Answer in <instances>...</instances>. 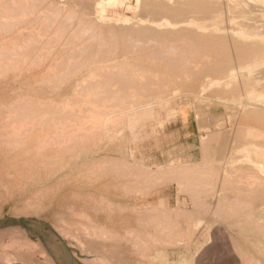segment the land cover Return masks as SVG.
Here are the masks:
<instances>
[{"label": "rangeland", "instance_id": "1", "mask_svg": "<svg viewBox=\"0 0 264 264\" xmlns=\"http://www.w3.org/2000/svg\"><path fill=\"white\" fill-rule=\"evenodd\" d=\"M112 1L0 0V264L4 256L7 264H243L245 255L246 264H264V119L255 115L264 114V53L242 68L233 43L264 42V0L230 1L247 7L249 20L229 0H217L220 13L194 16L220 22L208 31L223 22L233 69H171L165 87L161 79L147 87L141 70L167 62L164 48L151 41L136 51L126 30L194 19L160 14L148 0ZM182 73L188 84L177 87ZM130 79L141 89L126 85ZM236 187L261 195L252 209L236 200ZM150 210L161 231L145 220ZM91 222L114 238H90Z\"/></svg>", "mask_w": 264, "mask_h": 264}, {"label": "bare ground", "instance_id": "2", "mask_svg": "<svg viewBox=\"0 0 264 264\" xmlns=\"http://www.w3.org/2000/svg\"><path fill=\"white\" fill-rule=\"evenodd\" d=\"M109 1H112V0H109ZM115 1V0H114ZM114 1H112L113 3H114ZM138 1V0H137ZM149 2H147V5H149V6H147V7H151V8H156V10L158 11V12H161L160 14H164V12H169L170 14H172V15H174L175 17H182L183 16V13H187L189 16H190V18H192V21H193V19H194V16H197V18L198 19H200V18H203V19H206V18H208L209 17V14L210 13H220V10H221V7H220V4H219V2L217 1V0H154V1H151L150 2V0H148ZM221 1V0H220ZM231 0H229V2H230ZM232 1H234V0H232ZM146 2V1H145ZM229 2H228V5H229ZM233 3V2H232ZM249 4V3H248ZM144 5H145V3H144ZM233 5H236V4H232V6H231V2H230V5H229V8L230 7H232L233 9H235V13L238 15L237 17L239 18V17H243V15H245V17H246V14L248 15V13H246L245 11L247 10L245 7V10L243 9V7H239V6H233ZM242 5H243V3H242ZM245 6V5H244ZM27 8V7H26ZM32 8V7H31ZM30 8V9H31ZM231 8V9H232ZM223 9V8H222ZM101 11V10H100ZM153 11H155V10H153ZM222 11V10H221ZM231 11V10H230ZM234 11V10H233ZM25 12V11H24ZM156 12V11H155ZM154 12V13H155ZM163 12V13H162ZM232 12V11H231ZM12 13V12H11ZM98 13V12H97ZM100 13V12H99ZM157 13V12H156ZM169 13H166L165 15H168ZM223 13V12H222ZM246 13V14H245ZM18 14V13H17ZM27 14V13H26ZM186 14V17L184 18V19H186L187 18V15ZM192 16H191V15ZM236 14H233L232 13V15L234 16H236ZM29 15V14H28ZM155 15V14H154ZM250 15V14H249ZM162 16V15H161ZM256 16V15H255ZM14 17V16H13ZM170 17V16H169ZM175 17H170L171 19H174ZM237 17H235L236 19H237ZM2 18H4V17H2ZM25 18V17H24ZM196 18V20H198ZM214 18V17H213ZM213 18H212V20H213ZM218 18V17H217ZM247 18V17H246ZM251 18V17H250ZM255 18V17H254ZM13 19H15V17L13 18ZM126 19L127 18H125V21H126ZM176 19V18H175ZM181 19V18H180ZM189 19V18H188ZM211 19V18H210ZM248 19V18H247ZM246 19V20H247ZM256 19V18H255ZM128 20V19H127ZM160 20H162V19H160ZM181 20H183V19H181ZM217 20V19H216ZM249 20V19H248ZM15 22H16V20H14ZM124 21V22H125ZM164 21H167V20H164ZM164 21H159L158 23H161V22H164ZM173 21V20H172ZM178 21H179V18H178ZM185 21V23H186V21H190V19L189 20H184ZM194 21H195V19H194ZM210 21V22H209ZM209 21H206V23H200V22H190V23H188V26H186V25H183L182 24V21H179L180 23L179 24H181V25H178V26H175V27H172L171 25L173 24V23H171V25H170V22L168 21V22H164L163 24H161V26H160V24H158L159 26H149V27H143V26H141L142 28L141 29H137V27H136V29H135V26L134 27H132L133 29H130V30H126V33H128V34H130V35H133V37H132V48L134 47V46H137V49H136V51L138 50V46H143V49L145 48L144 46H146V44L147 43H151V41H154V42H157V43H159L163 48H164V53H162L161 54V58H164L163 60L164 61H167V62H158L157 63V61H156V63H154V60H153V63H151L150 65L151 66H149V65H146V67H141V66H139V62L137 63V65L139 66V67H141L140 69L143 71V73H144V75L147 77V81H145V85L147 86V85H153V84H155V82H157V81H160V79L162 80L161 82V85L163 86V87H165V86H169L171 83H170V81L171 80H173V79H171V78H175V75H174V73H173V71H172V73H168V72H170V70L171 69H175L176 70V68L178 69V70H180L181 72H183V71H185L186 69L188 70V71H190V73H192V74H194V75H196V73L197 72H199V67H200V65L201 64H206V65H209L211 62H212V65L213 64H217V65H224L225 67H221V68H223V70H219V74L221 73V75H222V73H224V72H228V69H231L232 67H233V65H232V62H231V60H230V58L228 59V42H227V40H226V37L227 36H225V33H224V31L222 30L221 31V29L219 28V27H221L223 24V22L217 27L218 28V30L217 31H208L207 29H206V27L209 25H211L212 23H211V20H209ZM214 21H215V18H214ZM213 21V22H214ZM254 21V20H253ZM2 22H4V21H2ZM17 22H18V20H17ZM177 22V20H175V23ZM207 22H209L210 24H208ZM217 22V21H216ZM241 22V21H240ZM240 22H234V23H236V25L237 24H239ZM184 23V24H185ZM192 23V24H191ZM220 22H218V24H219ZM121 24V23H120ZM214 24V23H213ZM217 23H216V25H213L212 27H216L217 25H218ZM241 24V23H240ZM242 24H243V22H242ZM141 25V24H140ZM131 26V25H130ZM129 26V27H130ZM209 26H208V29H209ZM95 27V26H94ZM124 27H125V29H126V27H127V25L125 26L124 25ZM211 27V26H210ZM211 27V28H212ZM241 28H242V26H240ZM251 27V26H250ZM210 28V29H211ZM241 28H239V29H241ZM128 29V28H127ZM224 29V28H223ZM245 29H246V27H245ZM255 29V28H254ZM123 30V32H124V28L122 29ZM213 30V29H212ZM225 30V29H224ZM114 31V30H113ZM251 31V30H250ZM122 32V33H123ZM224 33V34H222V33ZM252 32H255V31H252ZM257 32V31H256ZM94 33V32H93ZM110 33H111V31H110ZM121 33V32H120ZM125 33V32H124ZM125 33V34H126ZM244 33V32H243ZM251 33V32H250ZM254 33H252V35H253ZM87 35V34H86ZM237 35V34H236ZM241 35H242V33H241ZM241 35H237V37H240ZM251 35V36H252ZM95 36V35H94ZM121 36V35H120ZM119 36V37H120ZM248 37V36H247ZM85 38V37H84ZM108 38V37H107ZM123 38V37H122ZM121 38V39H122ZM131 38V37H130ZM242 38H243V35H242ZM246 38V36H244V39L242 40L241 38L240 39H238V38H236V39H233V43H235L234 44V46H235V49L237 50V58H239V60L238 61H240L239 63L240 64H242V65H240L241 67L242 66H244V64H250L251 62H254V61H257V60H260V58H261V56L263 55V53H264V42L263 41H261V40H256V38L255 39H253V40H248L247 38V40L245 39ZM249 38V37H248ZM250 38H254V37H250ZM249 38V39H250ZM31 39H32V36H31ZM25 40H27V39H25ZM31 41V40H30ZM119 42V41H118ZM26 43V42H25ZM96 43V42H95ZM153 43V42H152ZM29 44V43H28ZM30 44H32V43H30ZM119 44H122V42H120ZM130 45V44H129ZM150 46H151V44H149ZM30 46V45H29ZM131 47H129L128 48V50L131 48ZM157 47V46H156ZM18 48V47H17ZM85 48V47H84ZM131 48V49H132ZM136 48V47H135ZM134 48V49H135ZM142 48V47H141ZM16 49V48H15ZM125 49H126V46H125ZM133 49V50H134ZM140 49V48H139ZM150 49V48H149ZM160 49V48H159ZM17 51H18V49H16ZM124 50V49H123ZM147 51H148V49H146ZM150 50H154V49H150ZM161 50V49H160ZM15 51V50H14ZM141 51V50H140ZM144 51V50H143ZM92 52V51H91ZM125 52V51H124ZM129 52H131V51H129ZM135 51H133V53H134ZM142 52V51H141ZM149 52V51H148ZM152 52V51H151ZM99 53V52H98ZM138 53H140V52H138ZM145 53V52H144ZM143 53V54H144ZM229 53H231L230 52V50H229ZM128 54V53H127ZM130 54V53H129ZM136 54H137V52H136ZM139 56H143L142 54L140 55V54H138ZM137 55V56H138ZM151 55V54H150ZM230 55V54H229ZM175 56V57H174ZM188 57V58H186V60H188V62L186 61V63H185V61H181V58H184V57ZM217 57L218 58V60H216V61H214V63H213V60L212 59H210V57ZM90 57V56H89ZM135 58H137L136 56H134ZM150 57V56H149ZM173 57H174V62H172V59H173ZM87 58V57H86ZM86 58H85V60H86ZM134 58V59H135ZM146 58H147V55H146ZM156 58V57H155ZM129 59V58H128ZM140 59V58H139ZM139 59H137L138 61H142V60H139ZM142 59V58H141ZM143 59H145L144 57H143ZM160 59V58H159ZM84 60V61H85ZM95 60V59H94ZM111 60V59H110ZM126 60H127V58H126ZM149 60V59H148ZM162 59H160V61H161ZM214 60H215V58H214ZM125 61V60H124ZM123 61V62H124ZM131 61V60H130ZM129 61V62H130ZM132 61H133V59H132ZM131 61V62H132ZM136 61V60H135ZM147 61V60H146ZM137 62V61H136ZM148 62V61H147ZM172 62V63H171ZM207 62V63H206ZM209 62V63H208ZM98 63V62H97ZM114 63V62H113ZM150 63V62H149ZM255 63V62H254ZM89 64V63H88ZM92 64V63H91ZM123 64V63H122ZM141 64V63H140ZM143 64H146V63H143L142 62V66H143ZM215 64V65H216ZM115 65V64H114ZM132 65H133V63H132ZM124 66H125V64H124ZM134 66V68H135V66L136 65H133ZM145 66V65H144ZM148 66V67H147ZM210 66V65H209ZM69 67V66H68ZM137 67V66H136ZM139 67H137L138 69H139ZM212 67V66H211ZM105 68V67H104ZM131 68V67H130ZM133 68V69H134ZM156 69V71H153V70H155ZM188 68H190V69H188ZM207 68V67H206ZM215 68H218V67H215ZM243 68V67H242ZM108 69V68H107ZM122 69V68H121ZM125 69V68H124ZM194 69V70H193ZM211 69V68H210ZM233 69V68H232ZM95 70V69H94ZM209 70V69H208ZM131 71H133V70H131ZM136 71V69H134V72ZM139 71V70H138ZM138 71H137V74H139L138 73ZM146 71H147V73H146ZM153 71V72H152ZM202 71V70H201ZM200 71V72H201ZM212 71V70H211ZM215 71V70H214ZM232 71V70H231ZM141 72V71H140ZM200 72H199V74H200ZM226 72V73H227ZM230 72V71H229ZM229 72H228V74H229ZM107 73H109L108 75H112V73H110L109 71L107 72ZM107 73H106V75H107ZM179 73V72H178ZM209 73V72H208ZM215 73V72H214ZM225 73V74H226ZM116 74V73H115ZM114 74V72H113V75H115ZM183 74V75H182ZM182 74H179V77H180V79H182V80H180V83H179V85H178V83L175 85V86H179L180 87V85L182 84V83H184L183 85H185L187 82H186V78L187 77H189L188 75H187V73L185 74V73H182ZM202 74V73H201ZM219 74H218V76H219ZM228 74H226V75H228ZM104 76H103V78H108V75L106 76L105 75V73L103 74ZM112 75V76H113ZM142 75V74H141ZM144 75H142V76H144ZM182 76V78H181V76ZM96 76V75H95ZM106 76V77H105ZM111 76V77H112ZM138 76V75H137ZM174 76V77H173ZM177 76H178V74H177ZM225 76V75H224ZM221 77V76H220ZM223 77V76H222ZM230 77V76H229ZM113 78H115V77H113ZM120 78H121V76H120ZM124 78V77H123ZM125 78H127V77H125ZM124 78V79H125ZM145 78V77H144ZM177 78V77H176ZM201 78V77H200ZM224 78H226V77H224ZM231 78V77H230ZM234 78V77H233ZM110 80H112L113 81V79H111V78H109ZM109 79H108V81H109ZM122 79V78H121ZM178 79V78H177ZM175 80V81H178V80ZM87 80V79H86ZM104 80V79H103ZM138 80V79H137ZM146 80V79H145ZM106 81V80H105ZM122 81V80H121ZM127 82H129V83H126V85H137V87H138V89H139V87H140V85H139V83H138V81L136 82L134 79H130V80H126ZM100 82V81H99ZM111 82V81H110ZM115 82H117V80L115 81ZM143 83H144V81H142ZM172 82V81H171ZM186 82V83H185ZM231 82H232V80H231ZM153 83V84H152ZM215 83V82H214ZM112 84V83H111ZM124 84V83H123ZM122 84V85H123ZM158 84V83H157ZM188 84V83H187ZM222 84V83H221ZM224 84V83H223ZM222 84V85H223ZM227 84L229 85V82H227ZM231 84V83H230ZM233 84V83H232ZM251 84V83H250ZM256 84V83H255ZM139 85V86H138ZM160 85V84H159ZM225 85H226V83H225ZM223 86V87H226V89H229V88H227V87H231V85H229V86ZM154 86V85H153ZM190 86H192V85H190ZM221 86V85H220ZM148 87V86H147ZM152 87V86H151ZM157 87V86H156ZM162 87V88H163ZM184 87H186V86H184ZM189 87V86H188ZM222 87V86H221ZM233 88V87H232ZM96 89V88H95ZM130 89V88H129ZM140 89H141V87H140ZM225 89V90H226ZM126 90V89H125ZM175 90H178V89H175ZM223 90V89H222ZM115 91V90H114ZM127 91V90H126ZM139 91H141V90H139ZM149 91V90H148ZM153 91V90H152ZM160 91V90H159ZM162 91V90H161ZM219 91H221V90H219ZM224 91V90H223ZM129 92V95H131L130 94V90L128 91ZM158 91L157 90H155L154 91V93H157ZM166 92V91H165ZM227 92V91H226ZM137 93V92H136ZM159 93V92H158ZM171 94V92H166L165 94ZM225 93V92H224ZM160 95H162V94H160ZM159 95H157V97H158ZM164 96V95H163ZM150 97V96H149ZM135 98V97H134ZM160 98H161V96H160ZM115 99V98H114ZM136 100V99H135ZM89 101V100H88ZM105 101V100H104ZM111 101V100H110ZM131 101V100H130ZM140 101H142V100H140ZM151 101V100H150ZM83 110V109H82ZM86 110V109H85ZM91 110V109H90ZM253 110H256V109H254L253 108ZM252 110V111H253ZM259 110V109H258ZM84 112V111H83ZM90 112V111H89ZM88 112V113H89ZM92 112V111H91ZM116 112V111H115ZM260 112V111H259ZM78 113V112H77ZM81 113V112H80ZM96 114H98L99 112H95ZM95 113L93 114V115H95ZM117 113V112H116ZM253 113V112H252ZM256 113V114H255ZM254 114L255 115H259V118H260V121H259V123L261 122V120L262 119H264V114H259L258 112H257V110H256V112H255ZM258 113V114H257ZM76 114V113H75ZM77 115V114H76ZM93 115H91L90 116V118H88L87 116H85V118H87V119H89V120H94L95 122H96V120H99L98 119V117L100 116V114L98 115V117H96V116H93ZM78 116V115H77ZM70 117V116H69ZM96 119V120H95ZM102 119V118H101ZM100 119V120H101ZM106 119V118H105ZM258 119V118H257ZM109 120H110V118H109ZM112 121V120H111ZM255 121V120H254ZM263 121V120H262ZM94 122V123H95ZM104 122V121H103ZM106 122V121H105ZM104 122V123H105ZM107 122H109L108 121V119H107ZM256 122V121H255ZM81 123V122H80ZM97 123V122H96ZM121 123V122H120ZM260 124H262L263 126H264V124H263V122L262 123H260ZM71 125V124H70ZM97 125V124H96ZM103 125V124H102ZM101 125V126H102ZM259 125V124H258ZM261 125V126H262ZM260 127V126H259ZM104 128V127H103ZM94 129V128H93ZM102 129V128H101ZM246 129V128H245ZM250 129V128H249ZM248 130V129H247ZM253 130V129H252ZM251 130V131H252ZM249 132H250V130H248ZM264 132V131H263ZM259 133V135H260V132H258ZM257 133V134H258ZM251 134H253V133H251ZM255 135V134H254ZM253 135V136H254ZM261 135H262V133H261ZM264 136V135H263ZM210 142V141H209ZM241 142V141H240ZM258 142V141H257ZM208 143V142H207ZM260 144V143H259ZM259 144H258V146H259ZM256 145V144H255ZM254 145V146H255ZM205 146H206V144H205ZM264 146V145H263ZM207 147H208V145H207ZM254 148V147H253ZM249 149V148H248ZM248 149H247V151H248ZM252 150V149H251ZM254 150V149H253ZM253 152V151H252ZM251 152V153H252ZM256 152V151H255ZM254 152V153H255ZM248 153H249V151H248ZM250 154V153H249ZM248 154V155H249ZM257 154V153H256ZM263 154V153H262ZM259 155H260V153H259ZM259 155H258V157H259ZM254 158H256V157H254ZM264 158V157H263ZM256 160V159H255ZM253 164H256V162H254ZM256 165H258V164H256ZM255 165V166H256ZM263 165H264V162H263ZM127 166V165H126ZM253 166V165H252ZM255 166H254V171H255ZM189 167V166H188ZM193 167V166H192ZM195 167V166H194ZM197 167V166H196ZM199 167V166H198ZM257 168H258V166H256ZM261 167V165L259 166V168ZM185 168H187V167H185ZM253 168V167H252ZM258 168V169H259ZM195 169V168H194ZM197 169V168H196ZM201 169V168H200ZM264 168H262V170H263ZM183 170V169H182ZM187 170H189V169H187ZM197 170H199V169H197ZM209 170V169H208ZM259 170H261V168L259 169ZM140 171V170H139ZM162 171V170H161ZM185 172H183L182 174H183V177H185V176H187V177H189V174H188V172H190V171H186V169L184 170ZM252 171V170H251ZM254 171H253V173H254ZM264 171V170H263ZM140 172H142V171H140ZM139 172V173H140ZM179 173L181 172V171H178ZM193 172V171H192ZM196 172H198V171H196ZM208 172V171H207ZM143 173V172H142ZM152 173V172H151ZM156 173V172H155ZM164 173V172H163ZM194 173V172H193ZM252 173V174H253ZM259 173V172H258ZM152 174H154V173H152ZM166 174V173H165ZM195 174V173H194ZM247 174V173H246ZM259 174H261V172L259 173ZM142 175V174H141ZM150 175V174H149ZM148 175V176H149ZM191 175V174H190ZM256 175V174H255ZM263 175V174H262ZM174 176V175H173ZM176 176V175H175ZM180 176H181V174H180ZM179 176V177H180ZM194 176V175H193ZM249 176H251V177H249V179L250 178H256V176H254V174H253V177H252V175H249ZM261 176V175H260ZM150 177V176H149ZM156 177V176H155ZM246 177V176H245ZM247 177H248V175H247ZM153 178V177H152ZM261 178H262V176H261ZM151 179V178H150ZM263 179V178H262ZM155 180V179H154ZM160 180V179H159ZM247 180V179H246ZM251 180V179H250ZM248 180L249 182H252V181H254V180ZM261 181V180H260ZM262 181H264V180H262ZM157 182V181H156ZM252 183H256V182H252ZM262 184H263V182H261ZM150 184V183H149ZM153 184V183H152ZM260 184V183H259ZM258 184V185H259ZM247 185V184H246ZM239 186H240V184H239ZM250 187H251V189H252V186L251 185H249ZM255 186H256V184H255ZM254 186V187H255ZM261 185H259V187H260ZM264 186V185H263ZM262 186V188H264ZM131 187V186H130ZM241 188L242 187H240V189H238L237 187H236V189H237V191L235 192L236 193V200L237 201H240L241 203H242V205L244 206V207H246V208H248L249 210L250 209H252V207H253V205H254V198L255 197H259L258 195H260L259 193H255L257 190H256V188H255V190L256 191H251V193H247L246 194V192H244L243 190H241ZM248 188L249 187H247V190H248ZM235 189V190H236ZM244 190H246L245 188H243ZM257 189H258V187H257ZM249 190H250V188H249ZM259 190V189H258ZM261 190V189H260ZM264 190V189H263ZM263 190L261 191V192H263ZM249 194V195H248ZM263 195L264 194H262V197H263ZM249 196H251V197H249ZM261 196V195H260ZM261 197V198H262ZM257 199V198H256ZM264 199V198H263ZM263 201V200H262ZM93 202V201H92ZM128 206V205H127ZM195 206H197V209L195 208V211H197L198 209H199V203H197ZM257 206V205H256ZM73 208V207H72ZM156 209V208H155ZM135 210V209H134ZM133 209H132V211H134ZM152 210V212H154V209H151ZM151 210H150V212H148V215L146 216V215H144V217H145V220L147 219V217L149 216V215H151V214H153L152 212H151ZM249 210H247V211H249ZM80 211V210H79ZM79 211H77V213L79 212ZM146 211H149V209H146ZM145 211V212H146ZM156 211H158V210H156ZM81 212H83V211H81ZM160 212V211H159ZM75 213V212H74ZM134 213H136V212H134ZM149 213H151V214H149ZM158 213V212H157ZM194 213H196V212H194ZM73 214V213H72ZM76 214V213H75ZM79 214H81V216H82V214H84V213H79ZM78 214V215H79ZM146 214H147V212H146ZM199 214V213H198ZM85 215H87L86 213H85ZM157 215V214H156ZM192 215V214H191ZM197 215V214H196ZM87 216H89V215H87ZM141 216V215H140ZM154 216V219H157L156 218V216L155 215H153ZM151 217V216H150ZM158 217V216H157ZM166 218H168V217H166ZM144 219V218H143ZM143 219L141 220H139L140 222H142L143 221ZM153 219V218H152ZM89 220V219H88ZM144 220V221H145ZM151 220V219H150ZM149 220V218L147 219V221H148V223H150L151 221ZM158 220V219H157ZM198 220H199V217H198ZM239 220V219H238ZM242 220V219H241ZM258 220V219H257ZM260 220V219H259ZM146 221V222H147ZM150 221V222H149ZM156 221V220H155ZM159 221V220H158ZM162 221H163V218H162ZM166 221V220H165ZM170 221V220H169ZM253 221V220H252ZM255 221V220H254ZM89 222H90V220H89ZM153 223H154V221H152ZM160 222V221H159ZM161 223V222H160ZM159 223V224H160ZM164 223V222H163ZM264 223V222H263ZM145 224V223H144ZM151 224L152 223H150L149 225H150V227H151ZM155 224H157V223H155ZM158 224V225H159ZM162 224V223H161ZM255 224V223H254ZM259 224V223H258ZM90 227L89 226H86L87 227V229H91V231L93 232V233H91V234H89V233H87V234H89L90 236V238H91V236H93V237H101L102 239H105V242H106V240H108L107 238H111L112 237V239L114 238V236L115 235H113V234H108V230H107V232L106 233H104L103 232V230H102V232L100 233H98V232H96L97 230H96V227H97V229H100L101 227H100V225L97 223V222H91L90 223ZM149 225L147 224V227H148V229L150 228L149 227ZM153 225V224H152ZM163 225L167 228L168 226H169V224L167 225V224H162V225H159L160 227L162 226L163 227ZM208 225H210V224H208ZM208 225L205 227V229H204V231H207V229L209 228L208 227ZM264 225V224H263ZM262 225V228L264 227ZM154 226V225H153ZM158 226V227H159ZM85 227V226H84ZM86 227H85V230H87L86 229ZM99 227V228H98ZM104 227V226H103ZM144 227H146V224H145V226ZM154 227H156V229L157 230H160L159 228H157V225L156 226H154ZM162 227H161V229H162ZM260 227V226H259ZM83 228V227H82ZM105 228V227H104ZM106 229V228H105ZM142 229H143V226H142ZM151 229H153L152 227H151ZM169 229V228H168ZM262 230V229H261ZM115 231V230H114ZM118 231V230H117ZM131 231H132V229H131ZM143 231H144V229H143ZM142 231V232H143ZM161 231V230H160ZM220 231V230H219ZM96 232V233H95ZM139 232V231H138ZM115 233H117V232H115ZM114 233V234H115ZM125 233V235H126V233L127 232H124ZM122 234H123V232H122ZM128 234V233H127ZM130 234V233H129ZM133 234H135V233H133ZM140 234V233H139ZM143 234V233H142ZM145 234V233H144ZM116 235H119V238H120V236H122L120 233L119 234H116ZM88 236V235H87ZM132 235H130L129 237H131ZM139 236V235H138ZM137 236V237H138ZM261 236V235H260ZM117 237H115V241L117 240L116 239ZM118 238V239H119ZM133 238H134V236H133ZM260 238V237H259ZM93 239H95V238H93ZM121 239V240H120ZM119 240L120 241H122V239H124V238H120ZM263 239V238H262ZM113 240V241H114ZM118 240V241H119ZM125 240V239H124ZM124 240H123V242H124ZM129 240V239H128ZM112 241V242H113ZM127 241V240H126ZM132 241V239L130 240V242ZM136 242L137 241V243H138V240H136V238H135V240L133 239V241L132 242ZM251 241V240H250ZM100 242V241H99ZM117 242V241H116ZM129 242V241H128ZM237 242V241H236ZM109 243V242H108ZM115 243V242H114ZM122 242H120V244H121ZM124 243H126V242H124ZM133 244V243H132ZM118 245V244H117ZM135 246H136V244H134ZM236 245H239V243L237 242L236 243ZM235 245V246H236ZM255 246V245H254ZM117 247V246H116ZM239 247V246H238ZM253 247V246H252ZM244 250V249H243ZM263 251V250H262ZM98 252H100V251H98ZM237 254V253H236ZM254 254V253H253ZM252 254V255H253ZM256 254V253H255ZM123 256V255H122ZM240 256V255H239ZM238 256V257H239ZM259 256V255H258ZM258 256H257V258H258ZM263 257V256H262ZM7 257L6 256H4L3 257V263H1V264H7L6 262H5V260H7L6 259ZM239 259V258H238ZM257 260V259H256ZM249 261V257L247 256V255H245L244 256V258H243V264H246L247 262ZM239 262V261H238ZM18 263V262H17ZM16 264V263H15Z\"/></svg>", "mask_w": 264, "mask_h": 264}]
</instances>
